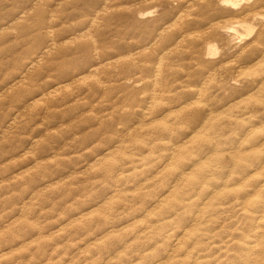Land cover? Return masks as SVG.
<instances>
[{
	"label": "rangeland",
	"instance_id": "obj_1",
	"mask_svg": "<svg viewBox=\"0 0 264 264\" xmlns=\"http://www.w3.org/2000/svg\"><path fill=\"white\" fill-rule=\"evenodd\" d=\"M263 208L264 0H0V264H264Z\"/></svg>",
	"mask_w": 264,
	"mask_h": 264
},
{
	"label": "bare ground",
	"instance_id": "obj_2",
	"mask_svg": "<svg viewBox=\"0 0 264 264\" xmlns=\"http://www.w3.org/2000/svg\"><path fill=\"white\" fill-rule=\"evenodd\" d=\"M242 1V0H220V4L223 5V6H229V7H232V8H235L239 5V2ZM152 11L151 10H148L144 13H142V15H147V14H150ZM239 23V22H238ZM240 26H243L245 29H246V33L247 35L251 34L253 32V26L251 24H248L247 22L245 23H239ZM222 30H224V32H233L236 34L237 32V26H226L224 27ZM245 31V30H244ZM231 34V33H230ZM237 34H241V33H237ZM241 36V35H240ZM237 37V36H236ZM238 38V37H237ZM207 55H213L215 54V48L213 47V45H210L207 47V51H206ZM150 98V97H149ZM258 167V166H257ZM263 207V206H262ZM264 209V208H263ZM256 214V213H255ZM261 219V218H260Z\"/></svg>",
	"mask_w": 264,
	"mask_h": 264
}]
</instances>
